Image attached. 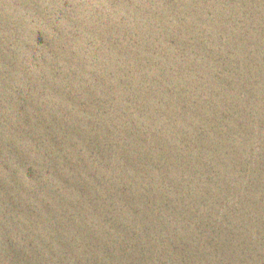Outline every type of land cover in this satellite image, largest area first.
Returning <instances> with one entry per match:
<instances>
[{
	"label": "water",
	"instance_id": "water-1",
	"mask_svg": "<svg viewBox=\"0 0 264 264\" xmlns=\"http://www.w3.org/2000/svg\"><path fill=\"white\" fill-rule=\"evenodd\" d=\"M0 264H264V0H0Z\"/></svg>",
	"mask_w": 264,
	"mask_h": 264
}]
</instances>
